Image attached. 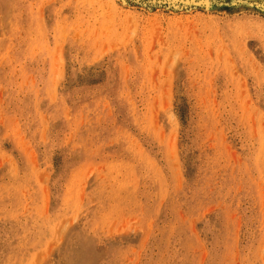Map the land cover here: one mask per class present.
<instances>
[{
  "label": "rangeland",
  "instance_id": "obj_1",
  "mask_svg": "<svg viewBox=\"0 0 264 264\" xmlns=\"http://www.w3.org/2000/svg\"><path fill=\"white\" fill-rule=\"evenodd\" d=\"M0 264H264V0H0Z\"/></svg>",
  "mask_w": 264,
  "mask_h": 264
}]
</instances>
